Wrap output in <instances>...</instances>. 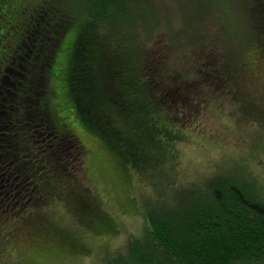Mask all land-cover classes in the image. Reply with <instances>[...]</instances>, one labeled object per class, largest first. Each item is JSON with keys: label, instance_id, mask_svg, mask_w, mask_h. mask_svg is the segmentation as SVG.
Listing matches in <instances>:
<instances>
[{"label": "trees", "instance_id": "1", "mask_svg": "<svg viewBox=\"0 0 264 264\" xmlns=\"http://www.w3.org/2000/svg\"><path fill=\"white\" fill-rule=\"evenodd\" d=\"M12 1L2 0L5 8L0 9V221L16 211L40 209L56 178L73 182V160L83 164V147L55 128L47 104L56 57L74 26L66 94L76 116L138 173L162 171L154 164L171 155L184 136L161 128L160 114H172L181 92L167 83L163 87L157 77L168 65V52L152 51L148 58L146 43L158 30L166 35L168 49L176 50L172 31L165 34L167 24L162 29L155 11L150 12L155 0H78L73 5L34 0L23 3L26 8ZM253 1L249 12L260 36L257 44H264V0ZM257 5L260 15L253 14ZM183 58L190 60L188 54ZM225 68L212 77L230 82L232 72ZM187 76L181 73V85L193 82L196 73ZM246 178L252 180L222 169L145 195L139 241L125 243L101 264H264V201Z\"/></svg>", "mask_w": 264, "mask_h": 264}, {"label": "rangeland", "instance_id": "2", "mask_svg": "<svg viewBox=\"0 0 264 264\" xmlns=\"http://www.w3.org/2000/svg\"><path fill=\"white\" fill-rule=\"evenodd\" d=\"M33 1L12 2L24 5ZM59 1L72 5L78 2ZM252 1L234 0L236 6L231 9L225 4L233 0L152 3L150 12L155 11L162 29L167 24L165 34L172 31L176 50L168 49L166 35L158 30L146 43L148 58L152 51L168 52V65L157 71V77L163 87L167 83L181 92L180 102L177 100L170 109L172 114H160L161 128L184 136L174 150L172 147L171 155L164 154V160L154 164L161 165L162 171L159 167L138 173L76 116L66 94L70 37L76 27L69 30L49 79L47 104L55 128L66 137L73 136L83 147L84 161L77 165L73 160L75 165L69 167L71 159L66 160L64 165L71 168L73 182L57 183L60 179L56 178L47 204L34 211H16L0 221V264H101L107 255L124 249L125 243L139 241L144 227L141 200L145 195L222 169L249 175L264 201V44H257L260 36L249 12ZM258 5L253 14L260 15ZM4 8L0 0V9ZM1 16L2 11L3 23ZM183 54L190 60H184ZM212 66L218 70L208 75L200 70ZM222 68L232 72L230 82L212 77L221 74ZM189 72L196 73L193 82L181 85V73L189 77Z\"/></svg>", "mask_w": 264, "mask_h": 264}, {"label": "clouds", "instance_id": "3", "mask_svg": "<svg viewBox=\"0 0 264 264\" xmlns=\"http://www.w3.org/2000/svg\"><path fill=\"white\" fill-rule=\"evenodd\" d=\"M235 6H236V5H235L234 0H233L232 3H226V4H225V7H226V8H229V9L234 8Z\"/></svg>", "mask_w": 264, "mask_h": 264}]
</instances>
